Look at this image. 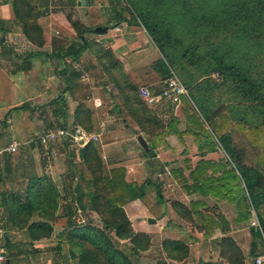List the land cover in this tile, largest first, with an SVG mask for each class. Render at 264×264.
Instances as JSON below:
<instances>
[{
    "label": "trees",
    "instance_id": "1",
    "mask_svg": "<svg viewBox=\"0 0 264 264\" xmlns=\"http://www.w3.org/2000/svg\"><path fill=\"white\" fill-rule=\"evenodd\" d=\"M127 1L134 12L129 21L134 24L139 21L137 24L145 27L161 52L152 67L161 75L162 83L149 86L150 89L153 93L162 92L172 72L188 89L189 96H183L181 101L185 129L179 130V118L164 120L162 110L147 104L139 93L141 84L126 71L112 50L95 41L92 45L97 46L95 57L108 74L109 83L119 89L122 104L115 109L125 118L130 116L138 126V133L148 137L151 151H144L145 155L155 156L158 147L167 148L165 137L171 133L193 135L198 160L187 167L188 176L177 168L171 172L188 195L198 193L201 198L191 199V205L174 201L175 210L203 231L206 238L212 237L216 228L229 233L231 226L223 214L214 215L215 204L211 207L205 198L234 205L236 222L246 226L253 206L264 229V0H185L181 4L174 0L173 8L164 6L168 3L160 0ZM23 4L14 1L16 17H24ZM203 8L218 15H210L211 19L199 15ZM94 28L77 26L80 37ZM40 31L38 24L24 26L31 39L32 33L39 35ZM41 42L38 41L40 45ZM85 45L76 47L75 54ZM218 107H227L229 116L222 114L221 109L218 111ZM220 114L221 122L217 120ZM231 121L262 150L250 163L246 161L245 150L235 146L230 130L225 131ZM74 125L92 132V113L86 104L77 107ZM218 150H224L225 154L212 156ZM79 159L88 175L80 171L76 174L75 207L96 212L104 228L93 224L73 226L66 237L73 254L77 253L80 264H142L140 257L150 249L151 237L135 231L125 205L145 197L150 180L140 185L127 180L125 166L108 168L95 143L79 149ZM158 192L161 194L159 188ZM0 209L9 255L18 256L28 245L52 236L53 222L59 217V192L50 178L34 177L24 195L1 191ZM75 213V209L70 213L66 228ZM12 231H25L26 240L19 241L21 245L12 242ZM253 233L262 236L255 230ZM162 245L175 260H182L189 253L188 245L181 239H164ZM220 246V255L227 264H245L244 252L232 236L223 237ZM58 250L61 251V243Z\"/></svg>",
    "mask_w": 264,
    "mask_h": 264
},
{
    "label": "crops",
    "instance_id": "2",
    "mask_svg": "<svg viewBox=\"0 0 264 264\" xmlns=\"http://www.w3.org/2000/svg\"><path fill=\"white\" fill-rule=\"evenodd\" d=\"M14 1L0 0V121H6L4 123L6 132H8V129H11L14 123L13 113H23L26 110H33L38 108L36 107L37 104L44 105L45 107L42 108L43 112L40 111L39 114L43 115L45 113L43 118H46L44 122L47 125L54 128L74 125L77 110L75 107L79 105H77L78 103H76L73 95L81 88L79 86L80 82L87 81L84 87L89 88L90 92L86 101L92 105L91 108L97 111L107 105L108 101L111 104H108L110 110L105 116L96 114V111H94L96 114L95 127L97 129L92 132L100 133L101 140L91 143L99 146L102 159L104 158L106 160V165L109 166L108 168L120 165L125 166L127 168V174H129V169L132 167L131 163H134V160L132 162L129 160L130 152L132 151L124 152L122 155L121 152L116 151L114 145L119 141H126L124 143L125 147H131L135 151L141 150L138 153L143 154L145 150L138 139L142 135L149 143L148 137L143 133L139 134L138 126L133 121L127 120V118L123 117L115 109V106L122 104L119 89L114 83H109L108 74L105 70L98 68L99 62H97L98 59L95 57V45L87 44L85 48L81 49V52L79 51L76 54L75 48L76 45L79 48L81 45L86 44L87 42L85 40L87 39L103 44L105 47H111L114 50V55L124 63L126 71L135 81L142 85L143 82L147 81L148 75L153 73V63L161 56L157 45L146 30H140L139 26L124 16L123 12H120L119 15L117 11L116 17H113L114 21L107 22L106 24L98 18L94 20V25H88L81 18L80 23L87 24L90 28L106 25L111 27L104 34L93 33V31L91 36L83 34L80 38L74 27L71 26L72 24H70L74 22L71 20V16H67L68 18H66L63 13L54 12L51 9L53 0H20V2L24 3L22 8L24 17H16L13 5ZM31 24H38L41 27L39 35L38 32L32 33L34 39L27 37V34L24 32V26ZM88 26L87 28H89ZM38 41H42V44L40 45ZM75 42L77 43L75 44ZM151 51H154L155 54L153 55ZM86 61L88 62L86 63ZM84 64H89V67H86ZM75 68L77 71H75ZM102 72L105 75V80H102ZM180 111H183L181 105L179 106L178 114ZM161 112L163 113L164 110ZM178 128L180 131L185 129H182L180 124H178ZM46 130L39 129L29 143L32 152L36 156L37 154L43 155L42 153H44L46 156L54 157L57 161V166H54V168L56 169V173L60 174H58L57 180L53 177V181L59 192V206H63L62 211H64V215L61 218L65 219V224H63L59 234L60 237H63L66 232L64 225L70 219L71 212L69 207L73 203L77 205L74 194L77 176L75 171H69V164L70 167H74L77 160L80 161L79 149L83 147L66 145L61 140H57L50 143L49 147L46 148L37 142L38 136L46 132ZM0 131L3 130L0 128ZM1 133L0 138L2 136ZM9 136L10 139L4 147L0 144V192L6 190L24 195L32 181L29 178L35 174L30 176L27 182L19 183L17 178L21 173L20 168L12 164L10 157L15 153L6 151V148L12 141H18L16 139L19 136L14 132H11ZM187 136V134L180 136L175 133L167 135L165 137L168 143L167 148L158 147L157 154L152 156L153 159L143 154V158L140 159V164L142 165L140 173L150 172V169H146L144 165L146 159L149 163L159 161L160 166H163V169L159 172L164 173L166 171V165L161 162L163 159L169 156H176L177 154L180 156L181 153L189 151L186 146L181 148ZM189 136L192 135L190 134ZM121 137L123 139L119 140ZM192 149H195V152H197L194 146L191 148V151H193ZM242 149L245 150V148ZM62 151L64 152L61 153ZM68 152L69 157H64L63 155H66ZM220 152L225 154L224 150ZM245 158L247 159L246 154ZM51 167L53 169V166ZM51 167L46 168L42 174L37 173L36 177L45 176L47 172H52L49 171ZM22 172L27 171L22 169ZM169 173L171 174V170ZM173 180L170 185L177 184L178 187L181 186L175 178ZM181 197L169 203L171 213H168V209H163L161 214L158 215V218L146 216L147 220L145 222L142 221L135 224L133 223L135 222L134 217L129 216L135 231L146 232L151 237L152 245L150 249L143 252L145 254L147 253L144 257L146 261L143 264H227L226 260L220 255V242L227 235L234 237L240 245L245 255V264H256L255 258L257 256H263L257 251L259 250V246L255 250L257 243L253 229L250 228L247 231V226L242 225V222H236V220L235 222L241 226L234 228L226 215L225 219L228 220L231 231L225 233L220 228H216L215 234L210 238H206L203 231L197 229L193 223L185 220L175 210L172 205L174 201L191 205L190 201L188 203L184 200V195H181ZM162 198L159 197V200L162 205L166 206ZM136 202L137 200H134L128 204L131 206ZM64 208H67V213ZM74 209L78 213H75L71 218H79L82 215L87 216L89 213L81 211L76 207ZM2 213L0 209V214ZM93 213L95 215L97 214L96 212ZM150 217L155 218L156 222H149ZM55 230L56 228L54 226V233ZM10 238L12 242L21 245L19 241L26 240V232L12 231L10 232ZM164 239L183 240L189 247L188 255L182 260H175L169 257L162 245ZM42 242L43 240H39L35 241L32 246L28 245L27 250L21 255L14 257H10L9 255L7 264H75L73 254L65 256L67 252L63 248L60 251L58 250V246H50V243L42 244ZM42 252L49 253V255L46 254L42 258ZM39 253L42 254L40 255ZM155 260L156 262H154Z\"/></svg>",
    "mask_w": 264,
    "mask_h": 264
},
{
    "label": "rangeland",
    "instance_id": "3",
    "mask_svg": "<svg viewBox=\"0 0 264 264\" xmlns=\"http://www.w3.org/2000/svg\"><path fill=\"white\" fill-rule=\"evenodd\" d=\"M86 1L87 2L83 3V0H53L51 9L54 12L63 13V15L66 18L71 16V20L74 22L70 23V24H72L71 26L74 27L78 36H79V33H78L79 30H77L78 25L80 26V28L81 27L87 28V26L90 24L94 25V20H97L98 18L104 24H106L107 22H110V21L113 22L114 21L113 17H116L117 11H118L117 14L119 13V15H120V12H123L124 16L126 18H129V19H131L132 15H134L132 6L128 3L127 0H91L92 7H91L90 0H86ZM160 1L163 3H168L164 6H170L173 8L174 6H176V4H181L185 0H179L176 4L172 3L174 0H160ZM191 4L194 5V2H191ZM92 8H99V9H92ZM162 8H164V7H162ZM203 10H204V12L200 11L199 15L205 14L207 16V18H209V19H211L210 15L211 16L218 15V13L210 14L209 8H203ZM81 18H83V22L88 23V25L87 24L86 25L81 24L80 23ZM137 23H139V21H136L135 24L137 26H139L140 30H142V31L146 30L144 26H142L141 24L138 25ZM88 27L90 28V26H88ZM92 32H93V30L91 32H88V30H86L83 32V34H86L87 36H91ZM93 33H95V32H93ZM83 34H81V35H83ZM74 36H76V35H74ZM92 41L93 40H91V39H87L86 45L87 44L92 45ZM76 43L77 42H75V44ZM139 46H142V45H139ZM76 47H78V45H76ZM96 48H97V46L95 45V51H96ZM106 48L113 50L109 46ZM135 49H137V48H135ZM151 52L153 55L155 54L154 51H151ZM113 53H114V50H113ZM115 57L118 58L116 55H115ZM87 62L88 61H86V63ZM92 62H94V61H92ZM97 62H99V61H97ZM91 64H90V66H91ZM84 65L86 67H89V64L88 65L84 64ZM124 67H125V65H124ZM98 68L104 70L101 63H99ZM75 71H77L76 68H75ZM102 74H103L102 80H105V75L103 72H102ZM143 76H144V74H143ZM217 76L218 75L215 74V77H217ZM86 82L87 81H85V82L82 81V82H80V84L78 82V84H79V86H81V88L75 92L73 97L76 99V103H78L77 105H80V103H84V104H86V106L88 108H90L89 110L92 113V125H91V127H92V131H95L97 129L95 127L96 126V121H95L96 114L105 116L108 113V111L110 110L109 109L110 106L108 107V104H110V101H108L107 105H105L107 107L104 106L100 110L98 109L96 111L93 108H91L92 105L90 103H87V101H86L87 96L90 92L89 88L84 87V85L87 84ZM160 83H162V77L156 70H154L153 73L148 75L147 81L143 82L142 85L157 86ZM75 104H74V106H75ZM59 105H58V107H59ZM180 105L181 104H179V105L162 104V105L157 106V109H158V111L164 110L165 113H162V116H164L163 117L164 120H171L173 118H179L178 124H180L182 129H184L186 116H184L183 111L182 112L180 111L178 114ZM36 107H38V108H35L33 110H26L25 112L23 111V113H20V112L19 113H13L12 117L14 119V121H13L14 123L12 124L11 129H8V132H6V126L4 124L6 121H0V128L3 130V131H0V132H2L1 133L2 136L0 138L1 146L4 147V145L8 143V141L10 139L9 135H11V132H14L17 136H19V138L16 140H18L20 142L21 148L17 153L10 156L12 164L16 165L20 168L21 173H20V176L17 178L19 180V183L20 182H27L28 178L30 176H32L33 174H35L29 178V179H33L34 177H36L37 173L42 174L43 172H45L46 168H50L51 166H53V169L51 167L52 170L50 169L49 171H52V172H50V173L47 172L45 174V176L47 178H50L51 180H53V177H54L57 180V176H58V174H60V173H56V169L54 168V166H57V161L54 157H51L48 155H47L48 156L47 157L44 153H42L43 155L37 154V156H36L32 152V149L30 148L29 142L32 140L35 133L37 131H39V129H43V130L55 129L54 127L49 126L44 122L46 120V118H43L45 113H43V115L39 114L40 111L43 112L42 108H45L44 105L41 106L40 104H37ZM75 108H77V107H75ZM218 109H221V112H224L222 114L229 116V113L227 112V107L226 108L218 107L217 110ZM94 111H96V114ZM222 114L217 116V120L220 122L222 121V116H223ZM126 116H127V120H131L130 116H128V115H126ZM177 116H179V117H177ZM27 122H29V124H27ZM37 126H38V128H37ZM228 129L232 133L235 146L238 149L245 148V150H246L245 154L247 157L246 161L249 163L252 162L253 159L256 158L261 153V151H262L261 148L257 147L256 145H253L251 143L250 139L247 137L245 132L240 129V127L235 123V121H231L228 125H226L225 131ZM187 135H188L187 139H186L187 143L186 142L183 143L181 148H184V146H186V148L189 151L186 153H181L180 156H178V154H177L176 156H169L168 158L163 159L161 162H163V164L166 165V167H165L166 171L164 173L159 172L160 170H162L159 161L149 163L147 161V159L144 161V165H145L146 169L147 168L150 169V172L148 173V171H147V173H145V172L140 173L141 172V166H142L140 164L141 163L140 159L143 158L144 153L143 154L138 153L139 151L141 152V150L135 151L131 147H128V146L125 147L124 143L126 141H119L114 145L116 151L119 153L121 152L122 155L124 154V152L132 151V152H130L131 155L129 157V160H130V162H132V160H134V163H131L132 167H131V169H129L130 170L129 174H127V180L128 181H137L138 184H140V185L144 184L148 180H150V182H151L148 184V192L145 195V197H143L142 199H137V202L133 203V205H131V206L129 205L130 202H129V204L127 203L125 205V210H126L128 216L134 217L135 222H133V223L137 224V223H140L142 221L145 222L147 220L146 216H154V217L158 218V215L161 214L163 209H166V210L168 209V213H171V211H170L171 207L169 206V203L171 201L175 200L176 198H182L181 195L185 196L184 200L188 203H189V201H191V199L201 198L198 193L188 195L181 188V186L178 187L177 184L170 185V183H172V181H174L173 180L174 176H173L172 172H171V174L169 173V171L172 168L181 169L185 172L184 176H188L189 172H188L187 167H189V165L193 166L196 163V161L198 160V154H197V152H195V149H192L193 151H191V148H193V145H194L193 144L194 143V139H193L194 137H193V135L189 136L190 134H187ZM121 139H123V137H121L119 140H121ZM56 147H57V145H56ZM60 149H63V148H60ZM43 150H45V149H43ZM73 150H75V149H73ZM63 152L64 151H62L61 153H63ZM223 154L224 153L218 151V152L214 153V155H212V156L222 157ZM63 156L68 158L69 152L66 155L64 154ZM149 157L153 159L152 156H149ZM177 158H179L178 161H177ZM103 160L106 163V160L104 158H103ZM46 165H47V167H46ZM71 167L69 164V171L70 170L72 172L75 171L76 174H79V171H80V172H83L86 175H88V172L86 171V166H84V164L81 163V161H79V160H77V163L74 165V167H72L73 169ZM22 169H24L27 172L23 173ZM59 172H61V171H59ZM181 180H182V177H181ZM190 182H191V180H190ZM76 183H78L77 179L75 180V184ZM158 188L161 190V194L158 192ZM160 195L163 197V199L166 203L165 204L166 206L161 204V202L159 200ZM204 200H207L211 207L214 204H215V206L216 205L218 206L216 209H215V206H214V208L212 207V211H213L214 215H216V216H219V214H223V216L226 215V217L229 219V222H231V224L234 228H236L237 226H241L240 224L235 222V220L237 218V212H236V208L234 207V205L232 206L231 204L227 203L224 200L217 201V203H215V201H214L215 199H212V198H205ZM75 206H76L75 203H73L71 205V207H69L70 212H74ZM64 209L67 213V208H64ZM62 210H63V206L60 205L59 210L57 212L59 217L53 222V226H55V228H56L55 233L53 232L54 236L42 239L43 240L42 244L50 243V246H58V244L61 243V249L63 248L67 252L65 254V256H68L69 254H73V252H74V249H72L70 247V244L67 242V238H66L67 233L69 232V230L73 226L93 224V225L100 226V227L104 228V224L102 223V220H100L99 215H97V214L95 215L93 212H89L87 216L82 215V216H79V218H77V217L72 218L69 221V222H71V224L69 225V228L67 227L66 232L63 235V237H60L59 236L60 230H61L63 224H65V219L61 218L64 215L63 214L64 211H62ZM80 213H82V212H80ZM90 215H92V216H90ZM0 216H3V215L0 214ZM2 220L3 219L0 218L1 224L3 223ZM246 230L247 231L250 230L249 225L247 226ZM230 235H232V234H230ZM255 239H256V243H257L256 244V247H257L256 250L258 249V246H259V250H257V251H259L264 257V239L261 235H259V236L255 235ZM123 245H124V243L122 242L121 247H123ZM45 246H47V245H45ZM46 254L47 253L44 252L42 255V258H44L46 256ZM146 254L142 253V255L140 257V261L142 264H143V262L146 261V258L144 259ZM47 255H49V253ZM73 256L75 258V260H74L75 264L79 263V257L77 255V253H76V255L73 254ZM154 262H156V260Z\"/></svg>",
    "mask_w": 264,
    "mask_h": 264
},
{
    "label": "built area",
    "instance_id": "4",
    "mask_svg": "<svg viewBox=\"0 0 264 264\" xmlns=\"http://www.w3.org/2000/svg\"><path fill=\"white\" fill-rule=\"evenodd\" d=\"M166 86L160 93H153L149 86L142 85L139 93L147 104L157 108L162 104H181L183 96H189L188 89L185 87L180 77L172 72L171 76L165 81ZM61 140L66 145H74L84 147L91 142L101 140L100 133L89 132L81 125L63 126L55 129L46 130L43 134L38 136L37 142L48 148L50 143ZM18 141H12L6 148L9 153H17L20 148ZM251 215L249 219V226L251 229L260 232L264 239V229L261 224L259 215L255 208L252 206L250 209ZM9 258V249L6 242V230L0 224V264H7ZM256 264H264V257L257 256L255 258Z\"/></svg>",
    "mask_w": 264,
    "mask_h": 264
},
{
    "label": "water",
    "instance_id": "5",
    "mask_svg": "<svg viewBox=\"0 0 264 264\" xmlns=\"http://www.w3.org/2000/svg\"><path fill=\"white\" fill-rule=\"evenodd\" d=\"M85 2H86V0H83V3H85ZM110 27H111V26H108V25H106V26H97V27H95V28L93 29V31H94L95 33H97V34H104V33H106V32L108 31V29H109ZM138 140H139L141 146L143 147V149H144L146 152H150V151H151V147H150L149 143L145 140V138H144L142 135L139 136V139H138ZM149 222H156V219L150 217V218H149Z\"/></svg>",
    "mask_w": 264,
    "mask_h": 264
}]
</instances>
